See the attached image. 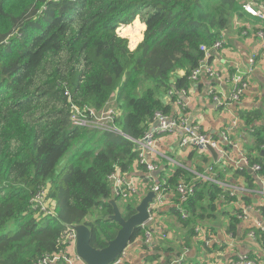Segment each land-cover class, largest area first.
I'll return each mask as SVG.
<instances>
[{"label": "trees", "instance_id": "obj_1", "mask_svg": "<svg viewBox=\"0 0 264 264\" xmlns=\"http://www.w3.org/2000/svg\"><path fill=\"white\" fill-rule=\"evenodd\" d=\"M244 1L0 0V264H33L56 252L68 225L91 227L95 247L114 237L119 226L105 219L112 212L109 175L133 172L134 140L156 111H172L168 90L188 89L187 75L203 57L200 46H210L247 13ZM135 18L143 32L136 23L118 33ZM114 97L118 131L72 125V104L100 111L114 106ZM241 117L253 139L246 154L262 164L264 126L252 124L260 113ZM235 173L250 177L245 169ZM191 176L176 167L163 186L177 194L176 184ZM194 185L182 203L186 220L170 209L190 236L195 220L236 200L216 183ZM41 190L54 214L36 219L32 198ZM133 197L119 204L124 218L135 212Z\"/></svg>", "mask_w": 264, "mask_h": 264}, {"label": "crops", "instance_id": "obj_2", "mask_svg": "<svg viewBox=\"0 0 264 264\" xmlns=\"http://www.w3.org/2000/svg\"><path fill=\"white\" fill-rule=\"evenodd\" d=\"M257 4L258 2L255 7ZM135 19L138 20V18ZM236 21L237 23L223 32L224 45L218 49H210L208 62L227 75L238 72L248 77L249 86L240 100L228 107L217 108L210 97V92L212 90L230 91L233 85L224 78L218 80L206 74H201L195 81H190L186 95H180L182 102L186 105L184 109L189 120L199 126L200 132L212 139L219 140L222 132L230 126L231 120H238V126L229 131V139L238 145V149L229 146L227 149L229 158H237L238 150L246 152L245 144L253 142L249 135L251 130L248 128L251 125L246 126L241 113L259 112L261 117L252 124L264 126V40L255 34L256 29L264 28V11L262 16L243 13V16ZM140 25L143 31L144 26L141 22ZM120 27L125 28L126 25ZM142 36L143 34L138 42ZM252 56H255L253 66L249 63ZM177 75L182 76L183 72H177ZM194 147L181 146L179 135L176 133L160 135L156 142L159 152L157 159L159 170L156 180L168 179L176 167H181L192 173L186 181L194 183L198 180L194 172L205 173L208 167L212 166L213 175L218 182L225 185L223 186L225 190H231L233 186L241 187L243 190L236 194V201L223 205L218 203V210L222 213L218 217L205 219L203 215L202 219L195 220L194 228L202 224L209 230L207 240L195 231L190 236L188 226H184L170 211L175 207L177 194L167 191L166 201L157 211L156 218L159 219L160 228H154L151 232L152 246L147 249V245H143L138 238L131 241L128 255L126 254L129 259L126 264H239L238 256L242 254L253 259L254 264H264L263 232L256 224L258 222L264 226V192L258 190L260 182L257 175L248 173L250 177H247L244 173H235L238 170L231 163L227 166L218 165L208 151L194 152ZM202 154L207 159L205 163L201 161ZM260 155L264 160V154ZM198 166L202 168L201 171L197 169ZM135 175L142 177L144 174ZM143 195H135L137 197L134 196L132 201L137 204ZM116 202L119 206L123 201L116 200ZM246 204L253 206L249 211V219H238L234 216L235 212ZM234 217L238 222L234 225V231H229ZM250 231H254V237L249 235ZM69 251L73 253L75 248L72 246ZM154 254L160 258L146 259L147 256ZM177 259L178 262H175ZM82 264L85 263L82 262Z\"/></svg>", "mask_w": 264, "mask_h": 264}, {"label": "built area", "instance_id": "obj_3", "mask_svg": "<svg viewBox=\"0 0 264 264\" xmlns=\"http://www.w3.org/2000/svg\"><path fill=\"white\" fill-rule=\"evenodd\" d=\"M256 2H258L257 7ZM242 8L245 12L252 16H262V11H264V0H246L242 4ZM257 37L264 40V28H258L255 30ZM224 33L222 32L210 46L201 45L200 50L203 52V57L199 64L191 69L190 73L187 75L189 81H195L201 74H206L210 77H215L218 80L222 78L230 81L232 83V88L230 91H217L212 90L210 92V97L215 103L217 108L228 107L230 104L235 103L240 100L241 96L244 94L245 90L249 86L248 77L244 73H234L227 75L218 69H215L209 62V51L210 49H218L224 45ZM255 56L249 59V63L253 66ZM251 71V69H250ZM175 88L168 90V99L172 105V111L170 113H164L162 111H156L152 118L149 129L145 131L143 136L137 140H134L135 147L137 149V156L134 161V170L132 173L122 172L116 169L112 172L108 179L111 188V195L114 198L119 199V201H126L135 195L146 194L147 191L151 190L154 192L155 196L152 202L149 203L148 213L149 217L146 222L142 223L141 229L144 227L148 229L150 233L149 247L151 244V231L154 228H160V222L157 217V211L166 201V189L163 186L167 179L160 181L156 180V175L158 173V150L156 148L157 138L163 134L176 133L179 135V144L181 146L192 145L197 147L198 145L210 144L217 152L216 164L221 166H227L231 163L235 168L251 169L256 175L260 182V192H264V164L251 162L245 151L238 150L237 158H229L228 147H235L238 149V145L231 142L229 139V131L238 126V120H231V124L225 131L222 132L221 138L219 140L212 139L207 135L200 132L199 126L192 123L189 120L187 112L185 111V103L182 102L180 95L185 96L187 89L178 88L175 92ZM114 112V108L109 104L105 106L100 111H96L91 107H85L83 109L72 104V111L70 116V121L74 126H88L91 128H96L103 125L104 130L117 131L114 126V122L111 120L110 116ZM227 146V147H226ZM206 151L205 147L201 149ZM205 173L194 172V176L197 179H203L204 181H209L210 183H216L221 187L225 186L223 183L218 182L216 177L213 175V167L210 166ZM143 173L142 177H138L135 174ZM194 183L188 181H179L176 184V192L178 203L175 202V207L179 209L181 213V218L186 219L188 217L187 211L183 208L182 203L188 200L194 194ZM243 189L238 186L231 187V195L237 191H242ZM46 191L41 190L35 197L32 198V205L35 209L39 210L41 215H52L53 211L48 209L50 201L45 198ZM237 200V198H236ZM235 200V201H236ZM240 212L237 218L242 220H248L250 217V209L253 208L252 205L246 204L240 207ZM41 211V212H40ZM259 228L264 230V226H261L258 222L256 223ZM195 233L201 234L202 237L207 240L209 236V230L207 228L197 226L194 228ZM249 235L254 237V231H250ZM264 239V236H263ZM58 244L61 246L58 250L52 254L45 255L38 258L33 264H55L60 262V264H82V260L78 255L73 252L70 253L69 248L75 245V232L68 226L61 233ZM207 242V241H206ZM146 243V242H145ZM148 244V243H146ZM128 250H124L111 264H124L128 259ZM239 264H254V261L248 259L246 255L242 254L238 256ZM84 263V262H83Z\"/></svg>", "mask_w": 264, "mask_h": 264}, {"label": "water", "instance_id": "obj_4", "mask_svg": "<svg viewBox=\"0 0 264 264\" xmlns=\"http://www.w3.org/2000/svg\"><path fill=\"white\" fill-rule=\"evenodd\" d=\"M197 147L200 149L205 147L213 160L216 161L217 152L210 144L198 145ZM260 154L263 155L264 151H261ZM248 171L252 173L251 169ZM154 196L153 191H147L135 205V212L128 218L122 216L118 203L114 197H111L108 203L112 206V212L105 219L115 221L119 227L114 237L102 247L92 245V229L85 223L68 225L75 232L74 248L78 257L85 264H111L131 241L134 230L147 221L149 217L148 206Z\"/></svg>", "mask_w": 264, "mask_h": 264}, {"label": "rangeland", "instance_id": "obj_5", "mask_svg": "<svg viewBox=\"0 0 264 264\" xmlns=\"http://www.w3.org/2000/svg\"><path fill=\"white\" fill-rule=\"evenodd\" d=\"M243 4V3H242ZM136 23H139L140 24V22L138 21V20H136V19H134L129 25H126V27L125 28H123V27H120V28H118V30H119V33H121V32H124V31H122V29H129V28H132L133 26H135V24ZM143 32V31H142ZM141 37V36H140ZM128 40H129V43H131V41H130V36L128 37ZM115 97L113 98V101H115ZM202 150L200 149V148H198V147H194V152H201ZM202 153V152H201ZM204 155L202 154V157H203ZM202 159V158H201ZM238 171H241V170H243V168L241 169V168H236ZM246 170V172L247 173H250V174H253L254 172L252 171V173L251 172H249L248 171V169H245ZM200 173V172H199ZM249 174V175H250ZM224 188V187H223ZM228 193H229V195L230 196H234V197H236V194H238V193H241L240 191H237V192H235L233 195H231V192L229 191V190H226ZM132 198V197H131ZM237 198V197H236ZM119 201V200H118ZM218 201H221V199H218ZM139 202V201H138ZM231 202H234V201H231ZM50 203V202H49ZM228 203V202H227ZM223 204H226V203H224L223 201L221 202V205H223ZM226 206V205H225ZM225 206H223L225 209H226V207ZM228 208V207H227ZM240 209L241 208H238V210L235 212V214H234V216H236L237 217V215H238V213L240 212ZM217 213V214H216ZM212 217H205V219H207V218H215V217H218L219 216V214H222L221 212H220V210H218L217 212H216ZM43 216V215H42ZM41 216V213H39V212H36V213H34V217L36 218V219H38L39 217H42ZM239 219V218H238ZM184 220H186V219H184ZM200 227H203L202 226V224H200L199 225ZM140 229H141V226H140ZM262 232H263V236H264V230H262L261 228H259ZM152 232V231H151ZM138 239H140L141 241H142V243H143V245H147V249L149 248V241H150V233H149V231H148V229H145L144 227L141 229V231H140V233H139V235H138ZM133 240H135V239H133ZM148 243V244H146V243ZM132 242H129L128 243V245L126 246V250H128V247H129V245L131 244ZM124 249V250H125ZM123 250V251H124ZM122 251V252H123ZM121 252V253H122ZM120 253V254H121ZM119 254V255H120ZM118 255V256H119ZM146 255H148V254H146ZM245 255V254H244ZM117 256V257H118ZM246 257L248 258V259H251L248 255H246ZM158 258H160V257H154L153 259H158ZM146 259H148V257L146 258ZM129 259H127L126 260V263H127V261H128ZM251 260H253V259H251ZM254 261V260H253ZM175 262H178V259L175 261ZM126 263H124V264H126Z\"/></svg>", "mask_w": 264, "mask_h": 264}, {"label": "bare ground", "instance_id": "obj_6", "mask_svg": "<svg viewBox=\"0 0 264 264\" xmlns=\"http://www.w3.org/2000/svg\"><path fill=\"white\" fill-rule=\"evenodd\" d=\"M113 102H114V112L111 114L110 118L113 122H115L118 111H117V106L115 107V105H116L115 101H113ZM96 129L104 130L103 125L96 127Z\"/></svg>", "mask_w": 264, "mask_h": 264}, {"label": "clouds", "instance_id": "obj_7", "mask_svg": "<svg viewBox=\"0 0 264 264\" xmlns=\"http://www.w3.org/2000/svg\"><path fill=\"white\" fill-rule=\"evenodd\" d=\"M129 25V24H128ZM120 27V26H119ZM118 30V29H117ZM113 108H114V106H112ZM115 126V125H114ZM88 127V126H87ZM91 128V127H90ZM109 131V130H108ZM117 131H118V129H117ZM115 200H119V199H117V198H115ZM138 238V237H137ZM136 239V238H135ZM133 241V240H132Z\"/></svg>", "mask_w": 264, "mask_h": 264}]
</instances>
